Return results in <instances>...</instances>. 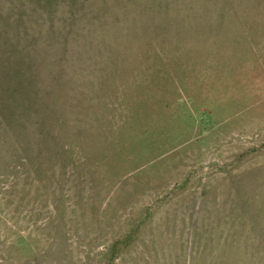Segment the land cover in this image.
<instances>
[{"label": "rangeland", "instance_id": "rangeland-1", "mask_svg": "<svg viewBox=\"0 0 264 264\" xmlns=\"http://www.w3.org/2000/svg\"><path fill=\"white\" fill-rule=\"evenodd\" d=\"M0 264H264V0H0Z\"/></svg>", "mask_w": 264, "mask_h": 264}]
</instances>
